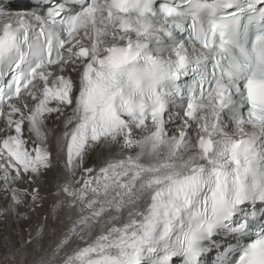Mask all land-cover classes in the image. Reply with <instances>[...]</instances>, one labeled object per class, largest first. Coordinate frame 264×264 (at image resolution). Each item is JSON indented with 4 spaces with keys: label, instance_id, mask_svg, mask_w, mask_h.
I'll use <instances>...</instances> for the list:
<instances>
[{
    "label": "snow or ice",
    "instance_id": "1",
    "mask_svg": "<svg viewBox=\"0 0 264 264\" xmlns=\"http://www.w3.org/2000/svg\"><path fill=\"white\" fill-rule=\"evenodd\" d=\"M0 197V264H264V0H0Z\"/></svg>",
    "mask_w": 264,
    "mask_h": 264
},
{
    "label": "bare ground",
    "instance_id": "2",
    "mask_svg": "<svg viewBox=\"0 0 264 264\" xmlns=\"http://www.w3.org/2000/svg\"><path fill=\"white\" fill-rule=\"evenodd\" d=\"M95 159H96V157H95V155H93L91 157V160L95 161ZM20 187H27V185L26 184H21ZM54 191H55L54 184L51 182V177H49V180L45 184L44 191H43V195H45L46 197L49 198V202H51L50 193L54 192ZM2 203H4V201H3L2 197H0V204H2ZM33 224H35V218H33Z\"/></svg>",
    "mask_w": 264,
    "mask_h": 264
}]
</instances>
